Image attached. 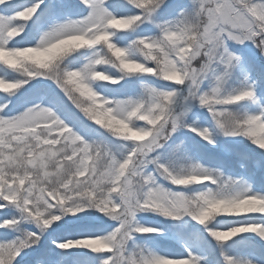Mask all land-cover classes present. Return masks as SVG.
<instances>
[{
    "label": "snow or ice",
    "instance_id": "snow-or-ice-1",
    "mask_svg": "<svg viewBox=\"0 0 264 264\" xmlns=\"http://www.w3.org/2000/svg\"><path fill=\"white\" fill-rule=\"evenodd\" d=\"M264 264V0H0V264Z\"/></svg>",
    "mask_w": 264,
    "mask_h": 264
},
{
    "label": "rangeland",
    "instance_id": "rangeland-1",
    "mask_svg": "<svg viewBox=\"0 0 264 264\" xmlns=\"http://www.w3.org/2000/svg\"><path fill=\"white\" fill-rule=\"evenodd\" d=\"M33 264H34V261H33Z\"/></svg>",
    "mask_w": 264,
    "mask_h": 264
}]
</instances>
